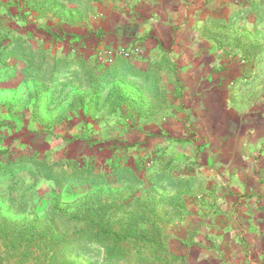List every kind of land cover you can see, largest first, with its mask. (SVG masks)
<instances>
[{"label": "rangeland", "instance_id": "1", "mask_svg": "<svg viewBox=\"0 0 264 264\" xmlns=\"http://www.w3.org/2000/svg\"><path fill=\"white\" fill-rule=\"evenodd\" d=\"M180 7L169 15L173 5L159 0H0L3 264L151 258L140 241L118 259L97 243L61 252L34 238L12 248L10 234L25 226L50 229L68 245L97 201L115 206L106 215L115 229L155 220L163 264H195L200 249L218 245L205 233L245 229L207 220L225 214L212 209L224 198L203 167L209 138L196 120L195 83L180 75L193 67L186 58L202 55L216 59L212 73L237 69L243 85L263 89L264 0H180ZM63 170L75 177L62 179ZM237 243L247 251L256 244ZM256 250L264 264V242ZM23 251L25 263L16 258Z\"/></svg>", "mask_w": 264, "mask_h": 264}, {"label": "crops", "instance_id": "2", "mask_svg": "<svg viewBox=\"0 0 264 264\" xmlns=\"http://www.w3.org/2000/svg\"><path fill=\"white\" fill-rule=\"evenodd\" d=\"M159 1L173 5L169 15L181 9L180 0ZM184 61L193 67L180 75V81L195 83L199 102L194 106L200 109L196 120L209 138L201 156L203 167L209 169L213 193L224 198L223 204L218 202L212 209L225 210V214L207 220L213 226L245 228L205 233V240L215 239L218 245L200 249L195 264H261L262 254L256 249L264 242V87L243 85L237 69L225 75L212 73L214 58L206 60L201 55ZM202 67L211 69L203 72ZM237 242L256 244L247 251Z\"/></svg>", "mask_w": 264, "mask_h": 264}, {"label": "trees", "instance_id": "3", "mask_svg": "<svg viewBox=\"0 0 264 264\" xmlns=\"http://www.w3.org/2000/svg\"><path fill=\"white\" fill-rule=\"evenodd\" d=\"M75 177V172H66L63 170L61 172L62 179H70ZM90 180L89 177H81L80 180ZM115 206L109 205L108 203H103L97 201L95 207H90L84 210L81 217L78 219L80 223V229L75 231L71 240H69L68 245L63 243L59 236L52 233L50 229L45 230L43 233H37L28 226L23 227L21 230H15L10 234L11 243L14 247H20L22 242H27L25 248H28L30 243L34 238H44L43 243L37 242V246L47 247L48 250L53 248L61 247V252H66L68 247H73L75 249H81L87 243H97L102 246L109 259L120 258L119 253L124 249V247H133L138 241L143 243L146 250L150 251V257L163 264L161 258H165L168 253L164 246V239L162 236V229L156 225L155 220L149 221L146 219H135L138 223L136 227L132 225H127L121 229H115V225L109 223V218L106 215L111 212H115ZM154 215V214H153ZM2 232V233H1ZM0 235L4 237L2 228H0ZM6 236V235H5ZM48 241V243L46 242ZM136 241V242H135ZM135 242V243H134ZM49 244V245H47ZM29 253L23 251L18 254V258L22 263L28 260ZM151 258L146 257L141 260V264H149ZM52 262L55 260L59 264H71L65 260H58L56 255L51 256ZM0 264L2 259L0 257Z\"/></svg>", "mask_w": 264, "mask_h": 264}]
</instances>
